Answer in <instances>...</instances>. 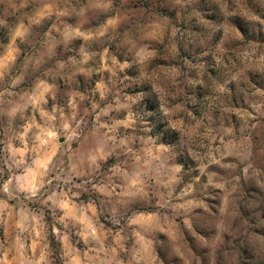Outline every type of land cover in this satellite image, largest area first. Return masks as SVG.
Segmentation results:
<instances>
[{
	"label": "clouds",
	"instance_id": "clouds-1",
	"mask_svg": "<svg viewBox=\"0 0 264 264\" xmlns=\"http://www.w3.org/2000/svg\"><path fill=\"white\" fill-rule=\"evenodd\" d=\"M0 264H264V0H0Z\"/></svg>",
	"mask_w": 264,
	"mask_h": 264
}]
</instances>
